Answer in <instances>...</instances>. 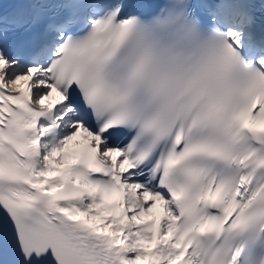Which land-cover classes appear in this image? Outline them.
Instances as JSON below:
<instances>
[{"label": "snow or ice", "instance_id": "snow-or-ice-1", "mask_svg": "<svg viewBox=\"0 0 264 264\" xmlns=\"http://www.w3.org/2000/svg\"><path fill=\"white\" fill-rule=\"evenodd\" d=\"M0 264H264V0H0Z\"/></svg>", "mask_w": 264, "mask_h": 264}]
</instances>
